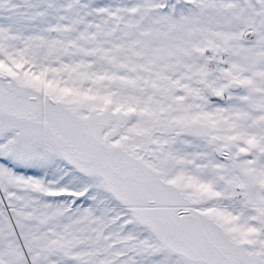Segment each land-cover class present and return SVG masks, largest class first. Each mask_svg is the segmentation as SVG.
Here are the masks:
<instances>
[{"label":"snow or ice","instance_id":"1","mask_svg":"<svg viewBox=\"0 0 264 264\" xmlns=\"http://www.w3.org/2000/svg\"><path fill=\"white\" fill-rule=\"evenodd\" d=\"M0 264H264V0H0Z\"/></svg>","mask_w":264,"mask_h":264}]
</instances>
